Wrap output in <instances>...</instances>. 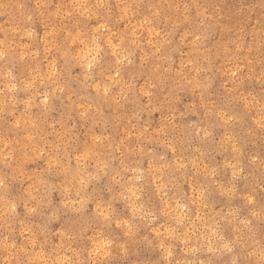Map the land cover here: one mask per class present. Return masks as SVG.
Segmentation results:
<instances>
[{"label": "clouds", "instance_id": "obj_1", "mask_svg": "<svg viewBox=\"0 0 264 264\" xmlns=\"http://www.w3.org/2000/svg\"><path fill=\"white\" fill-rule=\"evenodd\" d=\"M0 264H264V0H0Z\"/></svg>", "mask_w": 264, "mask_h": 264}]
</instances>
